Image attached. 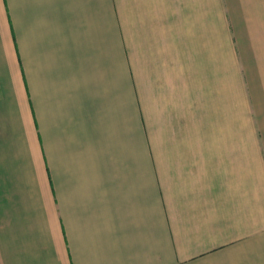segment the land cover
I'll list each match as a JSON object with an SVG mask.
<instances>
[{"label": "crops", "instance_id": "obj_1", "mask_svg": "<svg viewBox=\"0 0 264 264\" xmlns=\"http://www.w3.org/2000/svg\"><path fill=\"white\" fill-rule=\"evenodd\" d=\"M0 264H264V0H0Z\"/></svg>", "mask_w": 264, "mask_h": 264}]
</instances>
